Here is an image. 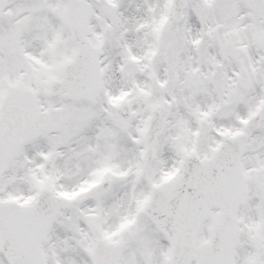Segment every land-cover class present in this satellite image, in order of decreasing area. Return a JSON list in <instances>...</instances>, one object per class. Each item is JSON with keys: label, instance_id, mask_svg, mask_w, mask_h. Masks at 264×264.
Returning <instances> with one entry per match:
<instances>
[{"label": "snow or ice", "instance_id": "6c2138e0", "mask_svg": "<svg viewBox=\"0 0 264 264\" xmlns=\"http://www.w3.org/2000/svg\"><path fill=\"white\" fill-rule=\"evenodd\" d=\"M0 264H264V0H0Z\"/></svg>", "mask_w": 264, "mask_h": 264}]
</instances>
